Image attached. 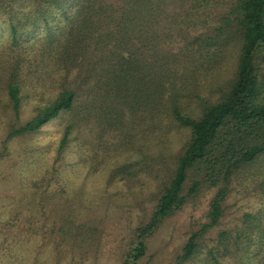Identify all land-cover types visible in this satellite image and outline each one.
Listing matches in <instances>:
<instances>
[{"label": "trees", "instance_id": "trees-1", "mask_svg": "<svg viewBox=\"0 0 264 264\" xmlns=\"http://www.w3.org/2000/svg\"><path fill=\"white\" fill-rule=\"evenodd\" d=\"M0 15L1 145L33 147L13 179L146 188L134 263L147 234L209 193L171 264H264V0H0ZM235 185L259 205L208 236Z\"/></svg>", "mask_w": 264, "mask_h": 264}, {"label": "rangeland", "instance_id": "rangeland-1", "mask_svg": "<svg viewBox=\"0 0 264 264\" xmlns=\"http://www.w3.org/2000/svg\"><path fill=\"white\" fill-rule=\"evenodd\" d=\"M3 18L0 15L1 29L6 28ZM7 56L4 49L1 62ZM31 113L33 110L28 109L22 115L28 117ZM54 126L58 125L50 121L46 125V132L52 131L51 137L57 132ZM4 134L5 126L0 121V151L4 149L0 155V264H121L125 259L126 264H171L180 251L185 231L194 226L192 219L207 206L209 193L199 195L198 203L182 206L165 218L145 236V251L134 263L126 256L137 241L130 228L149 217L152 201L146 188L129 190L121 184L118 191L108 194L110 189L102 186L103 178L96 176L94 182L88 175L80 176L85 187L79 190H53L52 181L43 184L39 180L36 188L31 184L34 179L30 172L27 179L15 180L11 176L16 169L12 162L26 156L24 147L30 154L32 139H13L3 148ZM174 138L169 142L171 151L177 149L176 142L180 140L179 136ZM163 160L162 165L170 158L168 162ZM159 180L150 179V186L154 189ZM110 195L114 202L109 203ZM258 201V197L235 185L223 201L226 209L221 222L206 234L214 235L215 229L231 224L236 213L259 205Z\"/></svg>", "mask_w": 264, "mask_h": 264}]
</instances>
